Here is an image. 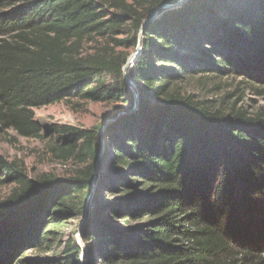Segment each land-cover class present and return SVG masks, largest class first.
Instances as JSON below:
<instances>
[{
	"label": "trees",
	"instance_id": "trees-1",
	"mask_svg": "<svg viewBox=\"0 0 264 264\" xmlns=\"http://www.w3.org/2000/svg\"><path fill=\"white\" fill-rule=\"evenodd\" d=\"M179 1L9 0L2 6L0 131L41 139L35 109L69 99L116 101L131 110L91 129L49 128L58 159L91 160L66 182L50 175L33 181L23 163L0 156V187L23 186L0 201V223L18 215L0 228L3 264L22 246L49 240L92 197L99 209L92 235L111 263L264 264V236L246 230L245 222L264 216V115L215 109L172 88L188 74L263 70L264 0ZM129 21L143 31L130 70L137 95L125 79L126 55L81 52L86 39H113ZM123 43L136 47L138 40ZM106 187L132 198L108 203L98 198ZM105 209L150 220L110 231L102 223ZM43 216L50 229L41 234ZM81 251L78 246L73 255Z\"/></svg>",
	"mask_w": 264,
	"mask_h": 264
},
{
	"label": "rangeland",
	"instance_id": "rangeland-1",
	"mask_svg": "<svg viewBox=\"0 0 264 264\" xmlns=\"http://www.w3.org/2000/svg\"><path fill=\"white\" fill-rule=\"evenodd\" d=\"M127 1L133 3L134 0ZM5 3H9V0H0V11L7 10L2 8ZM157 16L158 9L154 11L150 20H146V22L153 20ZM134 37L138 40L136 47L123 43L124 40H133ZM141 41L142 30L136 33L132 29L131 21H129L126 26L114 35L113 39L101 36L86 39L82 43L81 52L84 55L94 54L98 51L121 53L126 55L127 65L131 57L139 49L141 50ZM172 88L179 90L183 95H192L199 101H206L215 109L220 108L229 111L235 106L250 115H264V69L252 73L240 68L227 74L215 71L188 74L184 79L175 82ZM137 106L138 103L135 101L134 109ZM130 111L127 109V105L116 101L94 102L73 99L36 108V117L43 126V135L45 137L41 139L25 138L19 136L11 129L1 130L0 156L11 162L18 161L23 163L26 168L27 178L33 181L50 175L59 180L60 183L66 182L76 176L91 160L86 163H80L75 160L58 159L49 148L51 143L48 134L49 128L55 125H70L91 129L98 126L102 121L110 119L114 114H126ZM116 119H112L108 124ZM97 164L99 167L100 164L98 162ZM22 189L23 186L17 183L8 182L3 184L0 187V201L7 199L15 191H21ZM117 190L116 188H107L106 191L100 193L98 198L103 197L108 203L132 198V196L118 193ZM92 200L93 197L87 201L83 213L78 212L65 216V223L55 234L50 235L49 240H44L41 244L22 246L11 257L9 264H114L109 262L103 255L102 244L99 243L97 237L95 239L92 235L90 225L95 214L99 211ZM262 211H264V208ZM104 215L102 223L106 230L117 232L140 226L150 220V216L137 212L132 214L127 213V211L113 213L105 209ZM17 217L18 215L3 223L9 224L10 221L17 219ZM37 218L39 216H36ZM47 218L49 216L41 217L42 225H44ZM126 218L129 219L128 224H124L127 222ZM245 222L248 225L246 230L264 236L263 215L253 219H246ZM3 223H0V228ZM49 229V226L45 224L41 227L40 233L43 234ZM78 246L82 249L80 252L81 257L73 255ZM260 247L262 248L261 257L264 258V245ZM23 252L25 254H22ZM3 263L4 260L3 262L1 260L0 264ZM234 264H242V261L237 259Z\"/></svg>",
	"mask_w": 264,
	"mask_h": 264
},
{
	"label": "water",
	"instance_id": "water-1",
	"mask_svg": "<svg viewBox=\"0 0 264 264\" xmlns=\"http://www.w3.org/2000/svg\"><path fill=\"white\" fill-rule=\"evenodd\" d=\"M182 1L183 0H180L179 2H182ZM138 53L136 52L131 57V59L129 60L128 64L124 67L125 79H126L127 83L131 86V88L133 89V91L135 92V95H137V92H136V87H134L135 85L133 84V82L131 80V77H130V70H131V68L133 66V63L135 62V60H136V58L138 56ZM136 102H137V100H136ZM121 114H123V113H117V114L112 115L110 119H106L104 121L105 122L104 125H107L112 119L116 118L117 116H120Z\"/></svg>",
	"mask_w": 264,
	"mask_h": 264
},
{
	"label": "built area",
	"instance_id": "built-area-1",
	"mask_svg": "<svg viewBox=\"0 0 264 264\" xmlns=\"http://www.w3.org/2000/svg\"><path fill=\"white\" fill-rule=\"evenodd\" d=\"M139 51H140V49H139ZM139 51H137V53H138ZM133 65H134V63H133ZM132 67H133V66H132Z\"/></svg>",
	"mask_w": 264,
	"mask_h": 264
},
{
	"label": "bare ground",
	"instance_id": "bare-ground-1",
	"mask_svg": "<svg viewBox=\"0 0 264 264\" xmlns=\"http://www.w3.org/2000/svg\"><path fill=\"white\" fill-rule=\"evenodd\" d=\"M132 69V68H131Z\"/></svg>",
	"mask_w": 264,
	"mask_h": 264
}]
</instances>
